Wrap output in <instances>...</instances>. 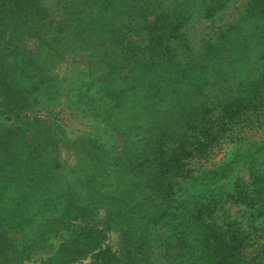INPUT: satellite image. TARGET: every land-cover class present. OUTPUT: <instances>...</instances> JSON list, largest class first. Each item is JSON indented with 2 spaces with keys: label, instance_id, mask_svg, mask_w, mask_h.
Segmentation results:
<instances>
[{
  "label": "trees",
  "instance_id": "trees-1",
  "mask_svg": "<svg viewBox=\"0 0 264 264\" xmlns=\"http://www.w3.org/2000/svg\"><path fill=\"white\" fill-rule=\"evenodd\" d=\"M263 122L264 0H0V264H264Z\"/></svg>",
  "mask_w": 264,
  "mask_h": 264
},
{
  "label": "rangeland",
  "instance_id": "rangeland-1",
  "mask_svg": "<svg viewBox=\"0 0 264 264\" xmlns=\"http://www.w3.org/2000/svg\"><path fill=\"white\" fill-rule=\"evenodd\" d=\"M238 4V2L236 3V5ZM230 10H227L225 15L224 14H219L217 15V19L215 20V22H226V20H228L230 18ZM235 11V10H234ZM232 10V12H234ZM202 23H205L207 24L208 23V20H202ZM263 127H264V122L262 124V126H258L257 124H255L252 127H248L245 129V132H243V134L246 136V138H244L245 140L244 141H251V140H254V141H258V140H261L264 135H263ZM32 261L33 260H30V261H23L22 264H32Z\"/></svg>",
  "mask_w": 264,
  "mask_h": 264
}]
</instances>
